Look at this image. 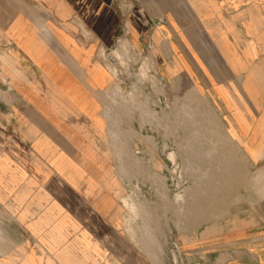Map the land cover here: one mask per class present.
<instances>
[{"label": "crops", "instance_id": "obj_1", "mask_svg": "<svg viewBox=\"0 0 264 264\" xmlns=\"http://www.w3.org/2000/svg\"><path fill=\"white\" fill-rule=\"evenodd\" d=\"M186 5L183 16L155 21L142 10L124 19L112 0H0L1 207L19 216L46 211L65 232L114 229L111 168L97 145L109 76L96 56L123 36L168 79L179 71L211 87L220 80L225 92L217 103L227 113L221 137L259 166L264 1ZM253 212L250 222L236 213L232 223L189 236L188 264H264V215ZM93 217L96 228H85Z\"/></svg>", "mask_w": 264, "mask_h": 264}, {"label": "rangeland", "instance_id": "obj_2", "mask_svg": "<svg viewBox=\"0 0 264 264\" xmlns=\"http://www.w3.org/2000/svg\"><path fill=\"white\" fill-rule=\"evenodd\" d=\"M196 1L112 0L124 19L142 10L155 21L183 16L180 6ZM133 48L123 36L96 56L109 76L97 145L111 168L115 221L106 220L114 229L65 232L46 211L23 217L0 206V264H35L33 254L47 264H188L189 236L232 223L236 213L247 222L253 209L264 215V159L251 167L221 137L220 80L211 87L179 71L168 79ZM90 222L84 227L96 228L97 218Z\"/></svg>", "mask_w": 264, "mask_h": 264}, {"label": "built area", "instance_id": "obj_3", "mask_svg": "<svg viewBox=\"0 0 264 264\" xmlns=\"http://www.w3.org/2000/svg\"><path fill=\"white\" fill-rule=\"evenodd\" d=\"M135 52H137V50L133 48V53H135ZM142 53H143V52H142Z\"/></svg>", "mask_w": 264, "mask_h": 264}]
</instances>
